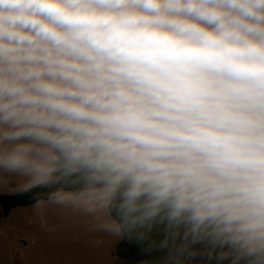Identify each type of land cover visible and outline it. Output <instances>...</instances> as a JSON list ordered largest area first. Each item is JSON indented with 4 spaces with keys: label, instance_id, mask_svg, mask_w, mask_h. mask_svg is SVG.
I'll return each instance as SVG.
<instances>
[{
    "label": "clouds",
    "instance_id": "clouds-1",
    "mask_svg": "<svg viewBox=\"0 0 264 264\" xmlns=\"http://www.w3.org/2000/svg\"><path fill=\"white\" fill-rule=\"evenodd\" d=\"M61 161L264 235V0H0V172Z\"/></svg>",
    "mask_w": 264,
    "mask_h": 264
},
{
    "label": "trees",
    "instance_id": "trees-1",
    "mask_svg": "<svg viewBox=\"0 0 264 264\" xmlns=\"http://www.w3.org/2000/svg\"><path fill=\"white\" fill-rule=\"evenodd\" d=\"M58 165L51 182L41 183L14 195L0 193V221L14 209L34 206L56 194L69 191L75 196L103 189V174L87 168L76 171ZM124 188L111 193L110 214L119 224L122 241L115 255L125 264H264V245L247 252L239 233L219 221L198 222L188 211L173 215L168 202L155 205L152 216L133 213L125 217L120 209Z\"/></svg>",
    "mask_w": 264,
    "mask_h": 264
},
{
    "label": "crops",
    "instance_id": "crops-1",
    "mask_svg": "<svg viewBox=\"0 0 264 264\" xmlns=\"http://www.w3.org/2000/svg\"><path fill=\"white\" fill-rule=\"evenodd\" d=\"M4 173L9 175L4 179L6 184H20L25 187L24 190L42 183L33 182L30 177L19 173ZM105 195L102 189L87 191L79 196L63 191L34 206L14 209L0 221V264H121L114 258L115 250L109 255L107 246L91 244L95 242L92 241V234H103L104 240L98 243L117 240V234L114 236L112 231L119 224L110 214L111 198ZM60 197L72 199L59 203L57 200ZM94 198H105V202L92 203ZM92 204L99 212V220H93L94 225L86 221ZM76 222L82 227L77 228ZM98 225L99 230L88 228ZM68 237L74 239L68 240Z\"/></svg>",
    "mask_w": 264,
    "mask_h": 264
},
{
    "label": "rangeland",
    "instance_id": "rangeland-1",
    "mask_svg": "<svg viewBox=\"0 0 264 264\" xmlns=\"http://www.w3.org/2000/svg\"><path fill=\"white\" fill-rule=\"evenodd\" d=\"M7 175L8 174H5L4 172H0V193L13 195V194L19 193L21 191H25L24 190L25 187L20 185V184H16V185L15 184L10 185L9 183L6 184L4 182V179H7ZM102 191H104L105 194H107V195H105L106 198H108V199L111 198V193L108 192L107 188L102 189ZM95 202H97V203L105 202V198H103V199L94 198L92 203H95ZM89 211H90L89 212L90 216L88 214L86 215V218H87L86 221H90V223L92 225H94L95 222L93 220H95V219H97V221L99 220V218L97 217L99 212L97 211V207H95V204L91 205V209H89ZM86 212H87V210H86ZM91 217H92V220H91ZM80 224L81 223H78V222L75 223L77 228L82 227ZM88 228H91V230H93V229L94 230H99L100 227L98 225V227L90 226ZM230 230H231V232L236 230L239 233L240 242L245 247L247 252H252L257 247H260V246L264 245V235H253L251 233L239 231L237 225H231L230 226ZM110 232H111V230L109 231V234H110ZM112 232L114 233V236L117 234V236H116L117 240L116 241L115 240L112 241L110 239L109 241L106 240L104 242L98 243L97 241H103L104 240V236H102L103 234H99L98 236H95V235L92 234L91 235L92 236L91 238L93 239L92 241H95V242H93L91 244H102V245H105L108 248V254L109 255L114 254V250H115L116 244L122 239V235H121V231H120L118 225H117V229H114ZM83 238L88 239L89 236H83ZM67 239L68 240H72V239H74V237H68ZM114 258L116 260H118V262H120L121 264H125V262L122 259L116 257L115 255H114Z\"/></svg>",
    "mask_w": 264,
    "mask_h": 264
}]
</instances>
